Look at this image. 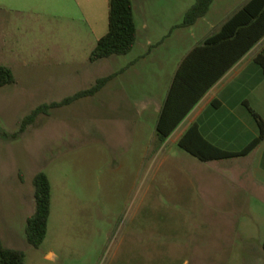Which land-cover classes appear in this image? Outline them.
I'll return each instance as SVG.
<instances>
[{"label": "rangeland", "instance_id": "1", "mask_svg": "<svg viewBox=\"0 0 264 264\" xmlns=\"http://www.w3.org/2000/svg\"><path fill=\"white\" fill-rule=\"evenodd\" d=\"M194 1L133 0V48L91 61L109 0H0V62L16 77L0 87V236L24 264H264V185L245 187L234 158L181 147V127L162 143L156 132L181 59L241 0H213L177 25ZM132 60L95 94L39 114L15 138L3 133ZM40 170L52 196L35 247L25 226Z\"/></svg>", "mask_w": 264, "mask_h": 264}, {"label": "trees", "instance_id": "2", "mask_svg": "<svg viewBox=\"0 0 264 264\" xmlns=\"http://www.w3.org/2000/svg\"><path fill=\"white\" fill-rule=\"evenodd\" d=\"M213 0H195L186 10L177 25H192L204 16ZM264 36V0H246L234 10L220 26L194 45L177 66L167 95L161 104L156 122L159 141L167 137L184 120L202 96L216 81ZM137 39L133 0H109L108 29L98 39L89 59L96 61L113 54L127 53ZM254 61L264 73V46L255 55ZM135 60L119 69L98 77L89 87L79 89L60 100L42 102L23 116L17 130L4 131L15 138L23 133L41 113H49L52 107L95 94L110 79L127 69ZM16 81L12 68L0 62V87ZM257 121L259 133L242 148H225L208 139L199 123H192L178 139V144L201 160L220 159L247 154L264 139V117L248 104ZM35 209L26 219V238L38 247L43 242L51 211V181L48 174L40 170L33 177ZM264 246V242H263ZM25 251L5 245L0 236V264H24Z\"/></svg>", "mask_w": 264, "mask_h": 264}, {"label": "crops", "instance_id": "3", "mask_svg": "<svg viewBox=\"0 0 264 264\" xmlns=\"http://www.w3.org/2000/svg\"><path fill=\"white\" fill-rule=\"evenodd\" d=\"M245 1L241 0L234 9H229L224 19L206 35L217 29ZM263 46L264 36L212 85L176 127L181 128L175 140L178 141L196 121L208 139L229 149L242 148L259 133L248 104L264 117V73L254 61L255 55ZM228 158L235 159L234 173L241 174L245 170L248 172V180H243L245 183H242L245 187H255L257 178L264 185V139L247 154L204 161Z\"/></svg>", "mask_w": 264, "mask_h": 264}]
</instances>
